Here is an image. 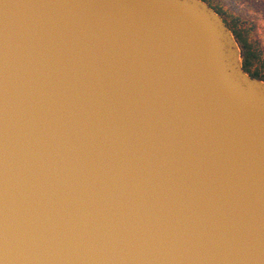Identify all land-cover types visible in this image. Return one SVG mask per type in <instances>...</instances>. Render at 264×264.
Here are the masks:
<instances>
[{
    "label": "water",
    "instance_id": "water-1",
    "mask_svg": "<svg viewBox=\"0 0 264 264\" xmlns=\"http://www.w3.org/2000/svg\"><path fill=\"white\" fill-rule=\"evenodd\" d=\"M203 0H0V264H264V80Z\"/></svg>",
    "mask_w": 264,
    "mask_h": 264
},
{
    "label": "trees",
    "instance_id": "trees-1",
    "mask_svg": "<svg viewBox=\"0 0 264 264\" xmlns=\"http://www.w3.org/2000/svg\"><path fill=\"white\" fill-rule=\"evenodd\" d=\"M203 1L221 16L234 37L237 39L242 48L243 70L252 77L258 79L264 78V74H262L260 70L261 68H264V57L252 35L254 30L253 23L247 18L232 14L218 2L213 3L212 0Z\"/></svg>",
    "mask_w": 264,
    "mask_h": 264
},
{
    "label": "rangeland",
    "instance_id": "rangeland-1",
    "mask_svg": "<svg viewBox=\"0 0 264 264\" xmlns=\"http://www.w3.org/2000/svg\"><path fill=\"white\" fill-rule=\"evenodd\" d=\"M220 3L227 11L243 18H247L254 25L253 38L264 57V0H212ZM240 47V45H239ZM242 52V48L240 47ZM242 61V56H241ZM255 65V64H254ZM257 65V64H256ZM254 67V66H253ZM264 74V68L260 69ZM264 80V78H262Z\"/></svg>",
    "mask_w": 264,
    "mask_h": 264
}]
</instances>
